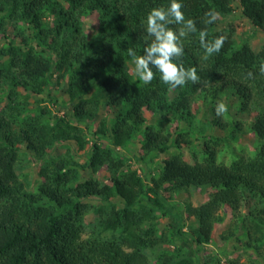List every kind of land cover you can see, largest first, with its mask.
I'll return each mask as SVG.
<instances>
[{
    "label": "trees",
    "instance_id": "obj_1",
    "mask_svg": "<svg viewBox=\"0 0 264 264\" xmlns=\"http://www.w3.org/2000/svg\"><path fill=\"white\" fill-rule=\"evenodd\" d=\"M179 2L185 19L194 21L197 30L181 38L184 51L174 62L195 68L198 79L171 88L156 69H152L153 79L145 83L125 65L133 61L128 49L140 56L151 43L143 23L148 13L167 9L170 0H0V264H150L145 250L161 245L165 235L159 214L168 216V225L174 227L175 207L166 203L173 194L192 188L210 192L205 202L188 204V216L197 225L186 235L188 243L209 245L217 225L226 226L223 240L234 238L231 222L236 218L247 235L244 248L260 254L264 250V72L260 71L264 47L256 52L245 44L236 50L232 35L218 29L220 17L233 14L236 4L244 18L264 31V0ZM95 13L101 16L100 29L84 35V22ZM208 13L216 14L212 23H207ZM169 27L177 30L181 25ZM9 29L13 36L8 35ZM201 31L207 33V41L225 38L219 52L206 57ZM73 73L79 74L77 81H71ZM59 87L65 114L52 118L54 125L33 117L26 129L15 134L11 108L17 99L28 102L46 96L57 104L53 92ZM229 88L240 99L239 112H252L249 129L263 144L255 155L225 165L218 162L216 146L221 138L211 134L202 143L203 160L186 161L182 152V144H190L186 133L171 141L173 134L156 129L157 115L185 120L192 116L191 100L196 94L216 98ZM101 99L106 110L88 109ZM42 110L50 119L49 109ZM208 119L211 131L226 134L229 125L221 115ZM143 127L139 161L144 153L177 150L148 184L147 176L143 179L114 151ZM83 130L99 140L85 152L87 163L80 170L63 161L45 163L38 186L29 189L16 171L19 144L27 142L26 150L44 162L50 156L47 149L57 141L84 146ZM101 168L108 174L105 184L91 177ZM103 205L109 210L100 223L121 230L122 237H83L84 214L91 206ZM170 241L174 247H168L155 264H256L242 263L239 255L228 262L209 253L192 257L182 253L175 235Z\"/></svg>",
    "mask_w": 264,
    "mask_h": 264
},
{
    "label": "rangeland",
    "instance_id": "obj_2",
    "mask_svg": "<svg viewBox=\"0 0 264 264\" xmlns=\"http://www.w3.org/2000/svg\"><path fill=\"white\" fill-rule=\"evenodd\" d=\"M235 11L233 14L228 16H221L218 21V29L225 31L227 34H231L236 50L242 48L245 44L250 45L254 51H259L264 47V31L258 28V26L248 21L242 16L241 11L237 8V5L234 4ZM101 19L100 14H93L88 18L84 24L83 33L92 34L94 29H100L99 21ZM8 35L13 36L12 30L9 29ZM127 67H130L131 71H135L134 62L125 63ZM136 72V71H135ZM69 78V77H67ZM67 78L65 81H67ZM71 81H77L79 79V74L75 75ZM61 80L63 86L64 82ZM60 86V87H61ZM56 88L53 92L55 97H58V100L50 102L49 99L45 96L44 100H39L34 98L35 101L25 102L21 97L17 99L16 104L12 105V110H9L14 116V130L15 134L19 133L21 129H26L28 123L33 117H41L43 120H48L51 125H54V120L50 121L52 118L61 117L67 111L66 107L61 106V88ZM8 91V88H7ZM235 91L231 88L226 89L216 97L211 98L205 96L202 93L196 94L192 102V116L183 119L181 121L177 120L174 116L160 118L157 115L158 120H160L156 125V129L164 130L166 133L173 134L171 141H175L177 134L186 133V139L190 142L189 145L182 144V152L184 154V159L190 163L200 162L203 160L205 154L203 150V141L209 140L210 135L220 136L219 144L216 146L219 150L218 153V162L225 165L231 164L233 161L237 160L239 157H249L257 153V148H259L263 142L260 141L256 135L250 131V124L252 122L253 114L252 112H239L240 109V99L237 96H234ZM6 96V93H5ZM218 101H223L227 107L228 111L221 114L222 120L224 123H228L229 127L226 134L219 135L215 134L214 131H211L212 121L208 119L209 115L216 114L215 108ZM3 104L0 103V108ZM47 107L50 111V119H46L43 115L42 108ZM61 107V108H59ZM88 109L91 111L106 110V102L104 99L99 100L96 104L89 105ZM105 112V111H104ZM239 113L238 117H235V114ZM149 114V113H148ZM150 115V114H149ZM177 115L176 117H178ZM149 119V116H147ZM82 123V128L84 127ZM178 127V129H176ZM146 128L135 134L133 138L126 142L122 147H117L115 151V156L124 159L128 163L133 165V168L138 170L140 175L145 179L147 176L148 180L145 179V182L148 184L151 177H158L160 175V170L163 168L164 160L176 153V149H170L165 154L156 155L154 153H144L143 161H139V158L142 156L141 145L144 141V133ZM84 146L81 148L76 141H57L52 147L47 149V153L50 156L45 157L44 162H41L39 159L36 160L33 155L26 150L27 142H22L19 144L18 148V166L16 171L18 175L23 178L26 182L29 183V189H36L39 182L41 181L40 169L46 167V164L52 165L54 161H63L69 163L71 168L80 170L81 165H85L88 161L85 157V152L88 147L92 145V142L99 141L88 131L83 130ZM172 136V135H171ZM214 137V138H215ZM105 147L108 146L104 141H101ZM86 149V150H85ZM93 179L100 181L102 184H105V181L108 180V174L106 171L101 168L98 173L91 175ZM210 190L201 189V188H192L183 193L173 194V199L169 200L166 204L170 207H175V214L171 220V223H174L175 226L168 225V216L159 214V222L163 226L165 235H162L163 243L154 249H146L145 253L150 259V264H155V262L163 257V254L168 252V247L173 248L174 245L171 244L170 238H173L175 235V242L178 244L182 253L200 258L203 253H209V256L212 255L214 259H220L223 262H228L231 259L239 255L240 261L242 263L253 262L256 264H264V250H261L260 253H256L253 250H246L244 248V241L247 239L246 232L242 229V221L232 218V232L235 234L234 238H238V242L234 238H230L227 241L223 240L222 236H226L225 227L223 225H217L215 228V233L212 242L209 245L200 247L195 243H188L186 241L187 236L191 235L190 232L197 228L195 222H193L191 217L188 216L187 207L188 204L199 205L205 202L208 198ZM109 210L108 206H91L86 211L82 219V233L83 237L88 238L90 236H95L103 240H111L113 238H121V230H109L102 226L100 223L102 219L107 216ZM243 213H246V210H242ZM234 219V220H233ZM176 228V229H175ZM161 229L157 232L158 237H161ZM177 229H180L178 233ZM182 232V233H181ZM230 233V232H229ZM187 235V236H186ZM169 236V237H168ZM261 244L264 245V237L261 241ZM241 251H237V249Z\"/></svg>",
    "mask_w": 264,
    "mask_h": 264
},
{
    "label": "clouds",
    "instance_id": "obj_3",
    "mask_svg": "<svg viewBox=\"0 0 264 264\" xmlns=\"http://www.w3.org/2000/svg\"><path fill=\"white\" fill-rule=\"evenodd\" d=\"M181 7L179 0H170L167 9H152L143 22L151 43L144 48L140 56H137L134 50L128 49L129 56L133 57L136 74L145 83L153 79V68L160 74L161 81L171 88L183 86L188 80L198 79L195 68L185 69L182 64L174 62V58L181 56L184 51L181 38L197 30L194 21L185 19ZM206 15L210 17L207 23L216 19L215 13ZM172 23L181 27L174 30L169 27ZM206 36V32H200L201 46L207 57L220 51L225 38L220 36L207 41ZM260 71L264 72V65H261ZM215 111L217 115H221L228 111V107L223 101H218Z\"/></svg>",
    "mask_w": 264,
    "mask_h": 264
}]
</instances>
